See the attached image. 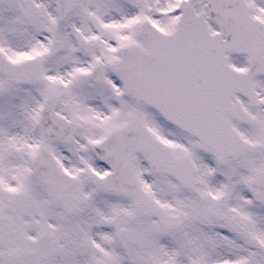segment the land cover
Returning <instances> with one entry per match:
<instances>
[{
    "label": "snow or ice",
    "instance_id": "6c2138e0",
    "mask_svg": "<svg viewBox=\"0 0 264 264\" xmlns=\"http://www.w3.org/2000/svg\"><path fill=\"white\" fill-rule=\"evenodd\" d=\"M0 264H264V0H0Z\"/></svg>",
    "mask_w": 264,
    "mask_h": 264
}]
</instances>
